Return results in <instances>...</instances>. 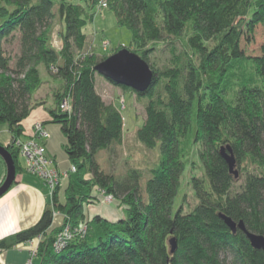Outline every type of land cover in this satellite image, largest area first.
<instances>
[{"label":"trees","instance_id":"obj_1","mask_svg":"<svg viewBox=\"0 0 264 264\" xmlns=\"http://www.w3.org/2000/svg\"><path fill=\"white\" fill-rule=\"evenodd\" d=\"M101 1L0 0V124L11 133L6 147L16 174L25 170L16 145L22 121L44 103L31 100L43 83L40 63L61 80L48 111L76 167L55 188L39 219L0 238V248L40 237V260L32 264H264V249L254 247L241 228L231 231L219 216L243 220L247 229L264 234V53L246 54L242 47L244 31L253 32L264 20V0H105L117 23L132 31L129 44L116 48L127 46L154 70L142 91L104 76L147 98L137 136L148 147L159 141L162 156L150 168L146 194L139 170L118 173L96 158L101 148L113 152L124 140V115L96 86L95 66L109 53L84 52L85 27ZM56 17L58 46L51 28ZM14 38L18 52L12 54L5 42ZM150 42L166 47L160 65L152 56L159 47ZM65 98L70 109L61 107ZM228 143L238 177L219 152ZM195 147L203 168L202 175L190 178L197 202L191 210L182 204L174 210L182 174L187 165L196 166L190 155ZM101 191L119 200L122 217H88L87 204L99 201ZM56 212L63 217L53 225ZM82 222L86 229L56 249L63 227Z\"/></svg>","mask_w":264,"mask_h":264},{"label":"rangeland","instance_id":"obj_2","mask_svg":"<svg viewBox=\"0 0 264 264\" xmlns=\"http://www.w3.org/2000/svg\"><path fill=\"white\" fill-rule=\"evenodd\" d=\"M51 28L53 31L52 40L54 44L58 46L61 44L62 40L58 35L60 21L57 17L52 21ZM85 30L88 33V44L84 50L85 53L88 51H94L101 55L102 53L108 52L109 56L123 48H116L119 44H129L132 37L131 29L119 25L115 13L108 9L107 6H101L100 8L97 7L94 20L85 27ZM154 45H157L159 49H154L152 53L153 60H156V64L160 65L167 56V51L163 52L161 49H165L166 47L163 46L162 42L158 44L150 42L149 44L150 47H153ZM5 46L12 54L18 52V41L16 38L11 42H5ZM242 47L246 54L264 53V20L256 26L253 32L249 33L244 31ZM39 68L43 83L38 91L32 94L31 100L32 102H36L43 99L45 100L44 104L46 107L42 104H36L31 109L28 116L24 118L26 124L31 123L33 119L39 114L42 115L44 112L49 115L48 108L54 104L53 90L61 82L59 78L55 77L47 70L43 63H40ZM246 68L247 70L251 69L249 66ZM96 81L97 90L105 101L117 104L124 115L123 143L118 145L113 152L111 151V148H101L97 151L96 158L103 168L109 170L114 169L118 173H124L127 169L131 170L136 168L139 170L141 173L140 186L142 187L144 194H146L145 183L150 174V168L157 165L162 156L159 141L156 145L148 147L143 144L137 136V129L146 117L145 103L147 98H138L135 93L129 92L120 85L110 82L100 73L97 74ZM1 125H3V123H1L0 126ZM60 139L61 136L54 132L49 136L52 149L57 153V157L60 159L61 163L65 164L67 163L68 158L65 151L61 148ZM190 155L196 161V166L194 168H192L191 165L186 166L174 201V210H176L181 204L183 205L184 211L191 210L197 202V198L194 195V189L190 183V178L193 174L202 175L203 168L196 147L190 151ZM21 160L23 163V158H21ZM238 168L240 170L239 166ZM60 194L61 197L64 196L63 190H61ZM99 194L101 196L99 201L87 204V213L92 216L97 213H103L105 214L104 216L108 218L110 217L111 219L119 218L122 215L121 212L123 210V206H119L118 204L119 200L112 198V201H108V199L105 198V193L103 191ZM60 220L61 214L58 212L55 213L54 222L57 223ZM81 225L87 227L85 222H82Z\"/></svg>","mask_w":264,"mask_h":264},{"label":"crops","instance_id":"obj_3","mask_svg":"<svg viewBox=\"0 0 264 264\" xmlns=\"http://www.w3.org/2000/svg\"><path fill=\"white\" fill-rule=\"evenodd\" d=\"M41 101L45 103V100L42 99ZM44 103L42 105L46 107ZM36 121L44 122L50 134L54 132L55 134L61 136L60 141L62 148V143L64 142L65 138L61 131L60 125L58 123L52 122L50 114L47 115L45 112L42 113V115L39 114L29 124H26L24 120L22 121L24 126L22 137H32L33 125ZM10 141L11 133L7 124L3 123V125L0 126V143L6 146L10 143ZM46 144L48 154L54 157L58 167L61 170L68 169L70 166L69 160H67V163L65 164L61 163L60 159L57 157V153L51 147L49 138L46 140ZM23 166L25 167L24 162ZM6 174L7 164L3 156L0 155V184L4 181ZM51 201L52 195L41 178L28 173L24 169L23 171H19L16 174V181L2 196H0V238L21 228L33 225L41 216L45 206L51 203ZM122 212L120 217L124 215V212ZM101 215L104 216L105 214L101 213ZM91 216L92 215L88 214V217ZM62 217L63 215L61 214V220L57 223L54 222L53 225L59 224L62 221ZM109 219L111 218L109 217ZM39 240L40 237H36L30 241L19 243L12 248H0V263L28 264L30 260L39 262L40 259L36 255V249Z\"/></svg>","mask_w":264,"mask_h":264},{"label":"water","instance_id":"obj_4","mask_svg":"<svg viewBox=\"0 0 264 264\" xmlns=\"http://www.w3.org/2000/svg\"><path fill=\"white\" fill-rule=\"evenodd\" d=\"M96 70L111 80L131 86L136 90H145L153 81L154 70L149 63L136 52L128 47H123L110 54L95 66ZM220 154L228 163L230 171L238 177L239 168L237 165L234 149L230 143L223 144L219 148ZM0 155L3 156L7 164V174L0 184V196H2L16 180V164L11 151L0 143ZM219 216L230 227L231 231L241 228L245 231L251 244L256 248L264 249V234L247 229L243 220L236 221L225 213L220 212ZM170 243L172 251L177 247V238L171 237Z\"/></svg>","mask_w":264,"mask_h":264},{"label":"built area","instance_id":"obj_5","mask_svg":"<svg viewBox=\"0 0 264 264\" xmlns=\"http://www.w3.org/2000/svg\"><path fill=\"white\" fill-rule=\"evenodd\" d=\"M105 0L101 1V6H106ZM62 108L70 109V102L68 99H63L61 103ZM50 132L45 126L44 122L36 121L33 125V134L29 138H19L16 140V145L19 148V155L24 160L25 170L39 178H41L48 187L50 194L58 185L62 184L69 172L76 170L74 165H70L68 169L61 170L55 162L53 156L48 154L46 140L49 138ZM108 201H112V195H104ZM82 224V223H81ZM78 228H72L66 224L63 229L57 234L55 241L56 249L63 247L66 241L73 236L75 231L79 232L85 230V225ZM28 264H32V260Z\"/></svg>","mask_w":264,"mask_h":264}]
</instances>
